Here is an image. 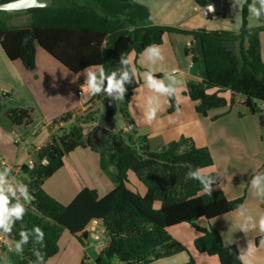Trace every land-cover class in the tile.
I'll return each instance as SVG.
<instances>
[{"label":"trees","instance_id":"trees-1","mask_svg":"<svg viewBox=\"0 0 264 264\" xmlns=\"http://www.w3.org/2000/svg\"><path fill=\"white\" fill-rule=\"evenodd\" d=\"M10 1L13 0L3 2ZM53 1L50 8L27 11L31 16L29 27L10 29L0 19V46L9 61H19L26 70L34 71L39 45L75 75L81 74L89 65L103 64L108 73L116 71L119 78L125 67L119 63L121 54L139 56L149 44L162 45L166 35H187L201 42L207 74L206 80L189 83L184 93L197 103L198 114L207 117L213 109L235 105V100L229 103L222 96L230 91L245 98L243 105L250 113L258 115L264 126V115L256 110V102L264 105V62L260 42L264 27H248L251 0L244 8V26L239 32L189 31L155 25L150 10L138 0H88L100 5L108 18L76 4L75 0H65L61 6L56 4L58 0ZM193 1L204 8L212 0ZM129 26H134L135 31H128ZM238 43L241 45L240 56L234 50ZM139 71L142 69L137 67L136 78L124 85L127 89L124 99L117 101L118 111L129 123H133L129 104L140 83ZM97 98L100 102L109 99L104 94ZM169 100L171 110L177 109L176 98ZM103 109L101 105L98 109L90 108L77 117L68 130H60L38 151L33 168L22 166L20 180L28 186L34 200L27 205L23 220L16 222L11 236L7 237L15 246L21 230L39 226L45 233V240L43 246L30 241L11 264H33L36 260L34 249L44 254L47 263L59 253V241L65 231L86 246L90 238L89 227L94 221L100 222L112 237L95 264H113L115 259L125 264H151L188 252L186 246L171 236L170 228L181 224L197 226L201 219L210 222L245 204L244 197L229 200L225 196L220 189L219 176L212 185L211 196L203 193L198 180L187 177L190 169L206 171L214 167L211 151L198 148L189 138L182 137L159 151L151 150L146 136L138 138L134 144L127 142L118 131H111L105 139L100 135V139L96 138V132L100 134V128L105 127ZM9 116L16 123L29 122L31 118L28 110H11ZM89 127L93 128L86 129ZM78 148L105 151L104 168L106 165L115 167L116 187L102 198L86 187L64 206L47 194L43 185L64 166L66 156ZM130 174L145 186V195L128 189ZM198 230L201 235L194 242L197 252L217 257L220 264H241L237 259L238 248L225 246L219 231L212 227L207 230L198 227ZM261 240H264V234L256 239L257 242ZM186 264L196 262L191 257Z\"/></svg>","mask_w":264,"mask_h":264},{"label":"crops","instance_id":"crops-1","mask_svg":"<svg viewBox=\"0 0 264 264\" xmlns=\"http://www.w3.org/2000/svg\"><path fill=\"white\" fill-rule=\"evenodd\" d=\"M195 5L196 13H204L203 8ZM151 16L155 25L171 26L161 16L156 17L152 13ZM172 35L178 37L172 38ZM260 42L264 62V31L261 33ZM159 46L162 48L164 60L155 65L147 64L142 54H130L134 66L142 71L138 73L140 83L129 104L134 125L129 143L134 144L138 138L146 136L151 150L159 151L167 144L186 137L193 140L198 148H208L214 159V167L204 172H215L219 175L220 189L229 200L244 197V205L247 206L249 214L258 221L259 216L264 214V196L254 195L248 182L254 173L264 172V126L259 116H250L249 110L243 105L245 98L242 95H233L230 91L222 96L229 103L232 99L235 100V105L213 109L207 117L200 116L197 103L184 96V93L189 83L207 79L201 42L187 35L171 34L166 35ZM149 69L156 76H162L157 78H163L164 73L171 70L176 72L179 91L175 98L181 114L174 122L170 121L174 118L176 109L171 110L170 100L166 97L160 98L161 111L157 114V124L148 125L141 120L146 98L153 94L144 86L143 80V73ZM81 75L82 73L75 75L68 71L39 46L36 52V69L28 71L21 62L9 61L0 46V157L7 161V167L13 169L10 176L14 175L16 180L21 182L22 166L34 164L38 151L50 143L60 130H68L74 120L83 116L90 108L98 109L102 106L98 99L90 105L84 103L79 93ZM263 107L264 105L257 106L256 110L263 114ZM11 110H28L30 121L14 122L9 116ZM119 118L123 123L115 131L125 128L129 123L122 116ZM115 121L117 128L118 121ZM103 161L100 152L78 148L66 156L64 166L44 183L43 189L64 204H70L86 187L95 190L102 198L116 187L114 166L106 165L104 168ZM3 168L0 165V170ZM131 175L134 174H130L129 180L132 179ZM239 222L235 211L210 222L201 219L197 226L181 224L172 227L169 230L171 236L186 246L188 252L151 264H186L191 257L196 264H220L217 257L200 254L195 249L194 242L201 235L198 227L216 229L220 232L224 245L236 246L239 253L240 250H246L247 240H252L256 245L252 262L264 264V240L256 241L264 233L257 227L246 236L238 229ZM89 231L90 238L98 241L97 247L101 254L108 242L100 236H106L107 233L98 221L91 224ZM5 239L9 241L8 238ZM86 246L76 236L65 231L59 241V253L46 264H82L87 258L84 253L88 254ZM18 255L14 249L1 250L0 261L11 264Z\"/></svg>","mask_w":264,"mask_h":264},{"label":"clouds","instance_id":"clouds-1","mask_svg":"<svg viewBox=\"0 0 264 264\" xmlns=\"http://www.w3.org/2000/svg\"><path fill=\"white\" fill-rule=\"evenodd\" d=\"M237 2L242 8L243 4L247 3V0H237ZM256 2L259 3V8L256 7ZM33 5L40 7L45 6L41 0H33ZM16 7H18L16 4L6 6L8 9ZM207 11L214 13V5L209 4L207 6ZM248 11L257 21L264 22L260 20L262 13H264V0H254L252 4L248 5ZM128 31H135V27L129 26ZM142 55L145 62L150 65H155L157 62H162L164 60L162 48L156 44H149L146 46ZM119 63L125 66L120 71L119 78L117 77L116 71L108 73L103 64L89 65L84 68L82 74L85 76V81L80 86L82 95H84L85 92L89 97L104 94L106 98H110L111 100H123L127 92L124 85L126 82H130L131 78H136L137 68L134 66L132 58L126 54L120 55ZM143 80L144 86L153 94L146 98L145 111L143 112L141 120L148 125H155L159 122L157 114L161 111L160 98L175 97L179 91L176 72L175 70H171L165 72L163 78H157L155 72L149 69L143 73ZM180 114L181 110L179 106H177L174 118L170 122H174L175 118H178ZM45 163H47V161H45ZM12 171L13 169L7 166H5L3 170H0V234L9 237L12 234L16 222L22 221L27 214V205L30 204L34 198L30 194L26 184L16 180L14 176H11V179H9ZM186 175L191 179L198 180L202 185L203 193L209 196H211L213 191L212 185L217 182L219 176L206 173L200 168L190 169ZM248 183L254 195L264 196V172L254 173ZM236 214L240 221L238 229L244 232L246 236L249 231L257 227L261 233H264V214H261L258 221H256L249 214L247 206L243 204L237 207ZM44 240L45 233L39 226H34L31 230H21L19 232V239L15 241L14 251L17 254H22L24 247L28 245L30 241L34 244L43 246ZM255 249V243L248 239L246 250H240L237 259L241 261V264H253L251 257ZM34 255L36 260L33 264H46L44 254L39 249H34Z\"/></svg>","mask_w":264,"mask_h":264},{"label":"rangeland","instance_id":"rangeland-1","mask_svg":"<svg viewBox=\"0 0 264 264\" xmlns=\"http://www.w3.org/2000/svg\"><path fill=\"white\" fill-rule=\"evenodd\" d=\"M253 2L254 0H251L250 4H252ZM75 3L80 6L91 8L95 12H97L99 15L105 18H108V14L106 13V11L95 2L88 1V0H75ZM138 3L146 6L154 16L155 15L156 17L161 16L163 20L165 19V23H170L171 25L170 27H175V28L183 29V30H192V31L199 30V29L213 30V31H234L233 30L234 21L224 18L223 14L218 13V14L206 16L204 13H196L195 11L197 7L195 5L196 4L195 1L193 0H138ZM56 4L59 6L64 5L65 0H58ZM256 7L257 8L260 7L258 2H256ZM29 15L30 14H28L27 11L26 12H16V13H12L11 15L1 13L0 19L4 22V25L7 28H10V29L11 28H25L31 25V17ZM260 20L264 21V13H262ZM247 23H248L249 28H252V29H259V28L264 27V22L257 21L256 18L253 17L249 13V11H248V16H247ZM261 33H260V37H261ZM171 37L177 38L178 36L172 35ZM175 43L177 45V42L174 41V44ZM240 47L241 45L239 43L234 46L235 48L234 50L238 56H240V50H241ZM40 65L43 66L42 61H40ZM256 104L258 107H261V105H263L260 102H256ZM102 106H103V102H102ZM103 111L105 110L103 109ZM117 113L118 114L116 115L115 120L118 121V126L116 128L118 130L121 128V125L123 122L119 118L121 116L120 112L117 111ZM249 115L252 116L253 114L249 113ZM69 128L70 126L67 129ZM92 128L93 127L91 128L89 127L86 129L91 130ZM102 152L100 151L101 156L105 158L104 155L106 153L103 150ZM114 170H115V167H114ZM131 176H132V179L127 185L128 189L138 194H141V191H143V194L141 195H145L146 194L145 186L138 181L135 175H131ZM61 204L64 206L69 205V204H64V203H61ZM159 206L160 205L157 204V208H159ZM97 242L98 241L93 240L91 238L88 240V244L86 246V248L88 249V254L84 253V256L87 255L86 264H95L96 259L100 256L99 248L97 247ZM14 247L15 246H13L12 250L14 249ZM6 249L7 248H4L3 250H6ZM2 264H6V262L3 260ZM113 264H125V263H122L118 261L117 259H115L113 261Z\"/></svg>","mask_w":264,"mask_h":264},{"label":"water","instance_id":"water-1","mask_svg":"<svg viewBox=\"0 0 264 264\" xmlns=\"http://www.w3.org/2000/svg\"><path fill=\"white\" fill-rule=\"evenodd\" d=\"M3 1L4 0H0V11L5 12L8 15H11L12 13H16V12H26L28 10L37 9V8H50L54 4L53 0H41V2H43V4L45 5L44 7L34 6L33 0H13L10 2H3ZM247 3H248V0H247ZM247 3H244L241 8L237 0H213L212 3L210 4L214 5V8H215L214 13L207 11L208 5L204 7L203 10L206 16L222 13L224 15V18L234 21L233 30L235 32H239L244 26V8L247 5ZM10 4H16L18 5V7L13 8V9L6 8V6ZM103 107L105 110L104 111L105 127H103L102 129L100 128V131L102 135L107 136L111 131H115L116 129L115 116L118 111L117 101H115L114 99L111 100L109 98L103 101ZM98 135H99L98 132H96L95 137L100 139ZM93 223H96V221H94ZM100 238L108 243L112 241V237L109 234H107L106 236L101 235Z\"/></svg>","mask_w":264,"mask_h":264},{"label":"built area","instance_id":"built-area-1","mask_svg":"<svg viewBox=\"0 0 264 264\" xmlns=\"http://www.w3.org/2000/svg\"><path fill=\"white\" fill-rule=\"evenodd\" d=\"M85 81V76L82 74L81 75V82H80V86L84 83ZM79 86V93H80V96L81 98L84 100V103L87 104V105H90L92 102L96 101L97 100V96H87L86 92L84 95H82L81 93V87ZM119 132L122 133V136L123 138L129 142L130 139H129V136H130V133H133L134 132V125L132 123H128L126 125L125 128H122L121 130H119ZM0 165L2 167H5V166H8V163L6 160H4L2 157H0ZM30 168H33V164H30L29 165ZM14 176V175H13ZM9 179H11V176L9 177ZM6 238H8L7 236L5 235H0V249H4V248H7L9 250H12L13 248V243L11 242V240L9 239V241H7Z\"/></svg>","mask_w":264,"mask_h":264},{"label":"flooded vegetation","instance_id":"flooded-vegetation-1","mask_svg":"<svg viewBox=\"0 0 264 264\" xmlns=\"http://www.w3.org/2000/svg\"><path fill=\"white\" fill-rule=\"evenodd\" d=\"M212 1H213V0H212ZM212 1H211V3H212ZM220 14H222V13H220ZM99 135H100V137H101V138H103V139H105V138L107 137L106 135H102V133H101V132H100V134H99Z\"/></svg>","mask_w":264,"mask_h":264}]
</instances>
